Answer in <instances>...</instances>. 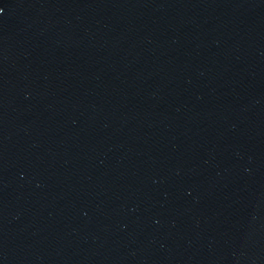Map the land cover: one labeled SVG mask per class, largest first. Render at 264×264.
I'll return each mask as SVG.
<instances>
[{"label": "water", "instance_id": "1", "mask_svg": "<svg viewBox=\"0 0 264 264\" xmlns=\"http://www.w3.org/2000/svg\"><path fill=\"white\" fill-rule=\"evenodd\" d=\"M0 264H264V0H0Z\"/></svg>", "mask_w": 264, "mask_h": 264}]
</instances>
